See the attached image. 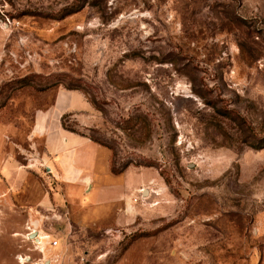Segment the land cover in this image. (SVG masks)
Masks as SVG:
<instances>
[{"label":"rangeland","instance_id":"obj_1","mask_svg":"<svg viewBox=\"0 0 264 264\" xmlns=\"http://www.w3.org/2000/svg\"><path fill=\"white\" fill-rule=\"evenodd\" d=\"M63 91L92 183L47 152ZM20 257L264 264V0H0V264Z\"/></svg>","mask_w":264,"mask_h":264},{"label":"crops","instance_id":"obj_2","mask_svg":"<svg viewBox=\"0 0 264 264\" xmlns=\"http://www.w3.org/2000/svg\"><path fill=\"white\" fill-rule=\"evenodd\" d=\"M78 96L79 94L74 91L59 92L55 97V102L52 108L47 112H41L38 115L40 128H43L44 125L46 126V120L49 118H52L55 123L53 126L54 128L51 131H42H44L43 134L45 136L48 155L56 158L58 168L60 169V177L62 181L67 184H74L76 181L92 183V175L88 173L85 175V170H82L77 165V149L81 144L89 145V147L92 145L99 146L90 139L77 134L75 135V133L66 131L61 127L59 117L73 109V103L77 100ZM58 102L62 106L56 112L54 111V107ZM38 235L41 236L40 234Z\"/></svg>","mask_w":264,"mask_h":264},{"label":"trees","instance_id":"obj_3","mask_svg":"<svg viewBox=\"0 0 264 264\" xmlns=\"http://www.w3.org/2000/svg\"><path fill=\"white\" fill-rule=\"evenodd\" d=\"M68 113H64L61 115V118H60V124H61V127L66 130V131H69V132H72V133H76L80 136H83V137H86L88 139H90L91 141H93L94 143H97V144H101L100 142H98L96 139H94L91 135H88V134H85V132H82V131H79V130H76L75 128H72L70 126H68L66 123H65V118L68 117ZM76 125V123H75ZM86 129V128H85ZM123 169H125V167L123 168H120V169H115L113 166H111V172L113 174H119L123 171Z\"/></svg>","mask_w":264,"mask_h":264},{"label":"water","instance_id":"obj_4","mask_svg":"<svg viewBox=\"0 0 264 264\" xmlns=\"http://www.w3.org/2000/svg\"><path fill=\"white\" fill-rule=\"evenodd\" d=\"M143 193L145 194V193H146V190H143ZM29 235H30V237L35 236V232H32V233L29 234Z\"/></svg>","mask_w":264,"mask_h":264},{"label":"bare ground","instance_id":"obj_5","mask_svg":"<svg viewBox=\"0 0 264 264\" xmlns=\"http://www.w3.org/2000/svg\"><path fill=\"white\" fill-rule=\"evenodd\" d=\"M37 241H41V240H37ZM20 262L22 263V264H24V260H23V258L22 257H20Z\"/></svg>","mask_w":264,"mask_h":264}]
</instances>
